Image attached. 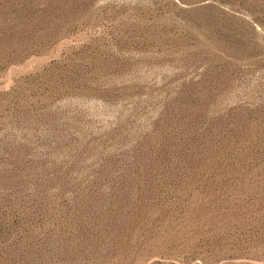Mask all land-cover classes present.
Listing matches in <instances>:
<instances>
[{
	"label": "rangeland",
	"instance_id": "obj_1",
	"mask_svg": "<svg viewBox=\"0 0 264 264\" xmlns=\"http://www.w3.org/2000/svg\"><path fill=\"white\" fill-rule=\"evenodd\" d=\"M0 264H264V0H0Z\"/></svg>",
	"mask_w": 264,
	"mask_h": 264
}]
</instances>
